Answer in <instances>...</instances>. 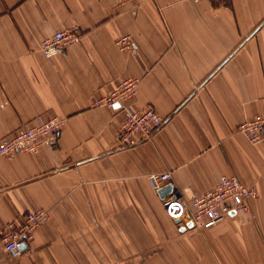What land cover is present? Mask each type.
<instances>
[{
  "label": "crops",
  "instance_id": "1",
  "mask_svg": "<svg viewBox=\"0 0 264 264\" xmlns=\"http://www.w3.org/2000/svg\"><path fill=\"white\" fill-rule=\"evenodd\" d=\"M74 24L81 42L48 60L43 40ZM127 78L128 105L166 124L122 148L123 114L94 100ZM263 110L264 0H0V139L63 119L53 146L0 154V230L49 211L19 258L0 236V264H264V142L237 131ZM159 171L174 174L164 197ZM229 173L258 191L247 211L204 229L168 218L166 197L190 203Z\"/></svg>",
  "mask_w": 264,
  "mask_h": 264
},
{
  "label": "built area",
  "instance_id": "2",
  "mask_svg": "<svg viewBox=\"0 0 264 264\" xmlns=\"http://www.w3.org/2000/svg\"><path fill=\"white\" fill-rule=\"evenodd\" d=\"M82 38V28L74 24L45 38L40 50L51 60L55 55L81 42ZM116 44L121 50H132L135 46L132 35L118 37ZM138 85L137 78L124 79L114 90L94 100V106L107 107L114 113L123 114L124 119L117 132V139L122 148L153 139L166 124V118L153 105L139 109L128 105V100L137 92ZM62 124L63 119L57 116H36L28 125L0 139V154H38L44 146H53L58 141ZM237 131L252 144L264 142V110L241 122ZM148 181L152 189L158 191L173 183L174 174L172 171L153 172L148 175ZM257 196L256 188L246 185L237 173H229L221 175L212 188L201 193L192 192L190 203L182 195L166 197L164 208L171 220L186 223L192 220L193 228L204 229L220 224L231 213L247 211L250 201ZM48 218V210L36 209L27 212L21 222L7 224L0 230L4 250L12 258L22 256L24 247L33 241L35 232Z\"/></svg>",
  "mask_w": 264,
  "mask_h": 264
},
{
  "label": "water",
  "instance_id": "3",
  "mask_svg": "<svg viewBox=\"0 0 264 264\" xmlns=\"http://www.w3.org/2000/svg\"><path fill=\"white\" fill-rule=\"evenodd\" d=\"M174 190V185L173 183H169L167 185H165L164 187L160 188L158 190V193L161 197H164V195L170 191H173ZM194 226V223L192 220H189V222L186 223V227L187 228H193Z\"/></svg>",
  "mask_w": 264,
  "mask_h": 264
}]
</instances>
